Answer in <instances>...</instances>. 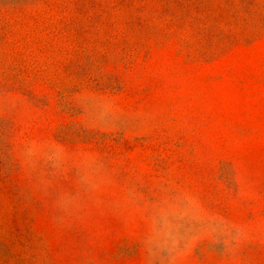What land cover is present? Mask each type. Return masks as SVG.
I'll return each mask as SVG.
<instances>
[{
    "label": "rangeland",
    "instance_id": "1",
    "mask_svg": "<svg viewBox=\"0 0 264 264\" xmlns=\"http://www.w3.org/2000/svg\"><path fill=\"white\" fill-rule=\"evenodd\" d=\"M0 264H264V0H0Z\"/></svg>",
    "mask_w": 264,
    "mask_h": 264
}]
</instances>
